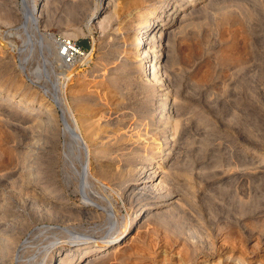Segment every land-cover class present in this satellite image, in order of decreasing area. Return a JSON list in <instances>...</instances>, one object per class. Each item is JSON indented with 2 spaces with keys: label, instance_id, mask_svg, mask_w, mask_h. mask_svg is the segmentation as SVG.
I'll return each instance as SVG.
<instances>
[{
  "label": "rangeland",
  "instance_id": "374dc122",
  "mask_svg": "<svg viewBox=\"0 0 264 264\" xmlns=\"http://www.w3.org/2000/svg\"><path fill=\"white\" fill-rule=\"evenodd\" d=\"M94 1L32 0L37 41L21 0H0V264H34L44 250L71 264L78 238L92 241L80 264H264V0H185L155 84L133 69L132 31L169 0H102L90 17ZM64 40L82 52L70 63ZM143 165L161 170L158 184L139 187ZM81 175L100 183L111 215ZM167 196L120 247L98 250L102 232Z\"/></svg>",
  "mask_w": 264,
  "mask_h": 264
},
{
  "label": "bare ground",
  "instance_id": "6f19581e",
  "mask_svg": "<svg viewBox=\"0 0 264 264\" xmlns=\"http://www.w3.org/2000/svg\"><path fill=\"white\" fill-rule=\"evenodd\" d=\"M185 2H186L185 0H169L165 4L164 11H162V10L159 11L156 15H154V17L149 18L147 21H143V22L141 21L142 23L139 22L140 24L138 23V26H137V27H139V29H137V31L136 30L132 31V33H133L132 36H133V38H135L134 39L135 42L132 40L133 38L131 40L135 44L133 46V49H130L131 51L129 49L128 50L130 53L133 54L132 57H130L133 62L137 60L138 56L141 57V62L139 61L140 60L139 59L138 61H136L138 63L134 65L135 68L132 66L133 69H135V71L137 72L138 77L140 79L146 78L147 80L152 81L153 82L152 84H155L157 82H161L160 80H162V79H160V77H161L160 73L158 71H156L155 69L158 70V68H157V67H159L158 60L160 58V55L162 54V49L164 47V44H163L164 41L163 40L167 38V33H169L168 28L170 27V25H169L168 21L178 19L179 15H180V14H178V11L185 8L184 7ZM94 4L95 5H94V8L92 9L90 17L95 15V13L103 7L102 0H96V1H94ZM20 5H21L20 10H21V13H22L23 18H24L23 27L27 31L28 36L30 37L31 40H35V39L37 40V38L41 37V34L39 33L38 28H37L36 9L34 8V6L32 4V0H21ZM145 18H147V17H145ZM154 41H155V45L150 46V44H153ZM58 44L60 45L59 48H61V41L58 42ZM63 61H64V59H63ZM155 62H157V64H158V65L156 64V68L154 66ZM160 66H161V64H160ZM55 91L53 92L52 95H54V99H55L54 101H56V104L62 110L60 118H62L64 128L67 130V133L70 136L71 140L73 141V143H75V146L78 148V150L81 151V154L84 157V151H86V143L82 139V137L79 133V130L76 126L75 120L72 118L71 114L68 111V108L65 106V103L63 102L61 94H59L58 91L55 93ZM28 110H31V111L35 110V107L30 106L28 108ZM159 151H160V148H159ZM164 154H167V153H164ZM151 161H156V159L153 158V160H151ZM82 165H83V162H82ZM144 165L140 168L141 170L139 171L140 172L139 174H141V176L138 180L139 183H143L142 186H139L140 188L142 187L143 189L150 184H153V185L158 184L160 180H155V179L161 172V170L160 171L156 170L157 167H155L154 165H149V167H146ZM86 170L87 169L84 170V166H83V168L82 167L80 168L81 172L82 171L85 172ZM146 170H148V171H146ZM83 175H81L82 180H83V185L88 187L90 195L92 196L93 200H95V203H93V204L98 205V209L106 211L108 214H110L109 213L110 212L109 201L98 190L100 188V185H99L100 183L98 184V182H96V183L90 185L89 183H87V181L84 180ZM169 197L168 196L167 197H160L157 200L150 201L143 208L137 210L134 214H132V217L129 220L125 221L121 228L115 227L114 230H112V231L108 230L105 232H102L103 230L102 231L98 230V231L102 232V236L98 238L99 241H97V243H96L97 239H94L95 240L94 244L99 247L98 250H110L113 248L116 249V248L120 247V245H122V243L125 242L127 235L129 233V227L133 224L135 219L138 218V216L141 214L143 216L145 213L152 210L153 208L162 207L168 203H171L172 201L170 199H168ZM110 215L108 217L111 219ZM60 227L56 226V225L55 226H47L46 225V226L40 227L38 230L56 232V231L62 230ZM68 229H72V227L70 228V226H68L67 229H65L66 231H68V233H70V236L77 237L79 235V233H77L76 230L73 231V229L72 230H68ZM92 231L95 232V230H92ZM78 232H80V231H78ZM36 233H37V231H36ZM110 233H112V234L115 233V234L112 237H110L109 236ZM75 240L76 241H74L71 244L72 247H70V248L72 250H78L79 252L74 257L71 264H80L81 262H83V261H81V260H83L82 254L87 252V251H83V250L87 249L88 248L87 245L89 243H91L92 241L80 240V238L75 239ZM94 244H93V246H94ZM80 245H84V246L80 247ZM40 255L36 256V261L33 262L34 264H46V262L49 264H64V261H62V260H59L58 263L56 262V260H57L56 258L58 257L57 256L58 253L56 251L45 252V250H44L43 256L41 255V257H40ZM96 255H97V253L96 254L93 253L84 260L85 261H91V262H92V260L95 261V259L96 260L99 259V258H97ZM63 256H65V254H63ZM99 257H100V255H99ZM60 259H62V258L60 257Z\"/></svg>",
  "mask_w": 264,
  "mask_h": 264
},
{
  "label": "built area",
  "instance_id": "2783aa9c",
  "mask_svg": "<svg viewBox=\"0 0 264 264\" xmlns=\"http://www.w3.org/2000/svg\"><path fill=\"white\" fill-rule=\"evenodd\" d=\"M82 52L75 42H70L69 40L61 41V48L59 50V57L64 63H70L76 56L80 55Z\"/></svg>",
  "mask_w": 264,
  "mask_h": 264
}]
</instances>
